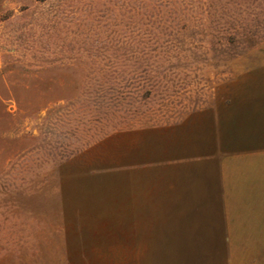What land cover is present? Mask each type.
Listing matches in <instances>:
<instances>
[{"label": "rangeland", "instance_id": "rangeland-1", "mask_svg": "<svg viewBox=\"0 0 264 264\" xmlns=\"http://www.w3.org/2000/svg\"><path fill=\"white\" fill-rule=\"evenodd\" d=\"M0 264H264V0H0Z\"/></svg>", "mask_w": 264, "mask_h": 264}]
</instances>
